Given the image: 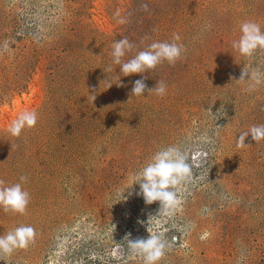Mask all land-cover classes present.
Wrapping results in <instances>:
<instances>
[{
  "label": "rangeland",
  "instance_id": "374dc122",
  "mask_svg": "<svg viewBox=\"0 0 264 264\" xmlns=\"http://www.w3.org/2000/svg\"><path fill=\"white\" fill-rule=\"evenodd\" d=\"M247 20L264 30V0H0V181L25 176L30 196L23 214L0 208V235L36 232L0 264H143L128 244L149 233L171 245L160 264H264V140L237 142L264 125V84L238 81L243 68L264 72V51L231 47ZM175 35L181 58L144 74L165 95L132 97L140 75L102 83L119 74L116 40L134 45L127 60ZM24 110L37 123L12 137ZM172 145L191 176L162 214L128 188Z\"/></svg>",
  "mask_w": 264,
  "mask_h": 264
},
{
  "label": "clouds",
  "instance_id": "9594fccd",
  "mask_svg": "<svg viewBox=\"0 0 264 264\" xmlns=\"http://www.w3.org/2000/svg\"><path fill=\"white\" fill-rule=\"evenodd\" d=\"M239 32V38L231 42L234 50L247 58L252 57L257 51H264V30L258 22L252 20L242 22ZM179 40L180 36L175 35L173 42L153 41L145 50L136 52L127 60L124 57L132 52L134 45L127 38L116 40L112 44L111 57L112 63L119 66V74L116 73L111 78L107 76L102 83L109 89L113 85L121 86V73L122 77L140 75L142 78L136 80L132 86V97H145L147 85L144 74L149 73L162 62L174 64L179 60L185 51L183 45L176 42ZM113 79H118V85L112 83ZM238 81L247 83L250 89L255 88L264 84V72L258 68H252L250 71L243 68ZM147 91L163 96L166 94L167 85L163 81H158L154 88ZM37 119L35 110H24L11 121L6 130L12 137H19L25 129L34 127ZM249 135L255 143L264 140V125H254L248 131L241 133L237 138L238 145L247 147L245 139ZM190 176L191 165L187 154L178 146H167L156 151L138 172L131 175V187L128 189L138 185L137 196H142L148 205L158 202L159 213L169 214L179 204L180 187ZM26 180L27 177L21 176L20 182L12 185H5L0 181V208L5 212L18 214L25 212L30 199L29 193L23 188ZM35 236V229L29 225H21L0 235V261L11 256L18 249H26L34 242ZM170 247L166 239L155 233H149L147 239L129 240L128 244L131 255L142 258L143 264H160Z\"/></svg>",
  "mask_w": 264,
  "mask_h": 264
}]
</instances>
